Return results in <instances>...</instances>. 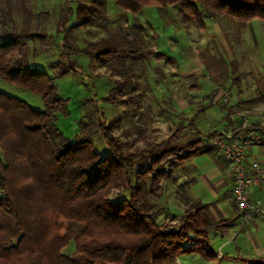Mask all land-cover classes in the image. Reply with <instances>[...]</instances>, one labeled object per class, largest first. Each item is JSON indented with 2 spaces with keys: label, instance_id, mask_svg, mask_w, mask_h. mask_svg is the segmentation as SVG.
Wrapping results in <instances>:
<instances>
[{
  "label": "trees",
  "instance_id": "1",
  "mask_svg": "<svg viewBox=\"0 0 264 264\" xmlns=\"http://www.w3.org/2000/svg\"><path fill=\"white\" fill-rule=\"evenodd\" d=\"M115 2L133 14L143 6L172 5L183 20H193L198 28L206 27L205 18H233L242 26L255 18L264 20V0ZM69 8L66 15L62 11L58 24V32L64 34V52L72 56L86 53L115 76L104 101L130 106L133 96L117 99L116 94L134 89L133 79L139 70L140 78L143 75L144 61L152 56L174 61L149 45V29L136 21L106 28L103 36L79 45L74 37L79 30L85 27L92 33L89 28L93 25L108 22L107 0L78 2L74 24H69L74 12ZM38 36L30 32L26 40L0 41V76L40 94L47 107L37 109L0 91V264H84L64 252L71 242L75 254L88 264L176 263L181 253L195 251L196 245L187 243L196 235L205 236L235 222L236 217L212 223L206 216L207 205L199 202L195 215L187 216L179 228L158 220L164 182L194 157L218 152L212 139L221 133L202 131L192 118V137L183 140L173 132L160 142L147 141L145 148L130 150L129 143L121 142L112 125L106 124L104 112L96 105L91 115L87 112L83 116L81 132L71 140L57 124V114L69 111L54 77L26 62L28 40ZM72 69L74 66L60 69L59 74L66 75ZM243 78L239 75L234 82ZM252 126L261 131L263 140L264 124ZM97 131L108 149L104 156L95 149ZM115 190H126L128 195L114 199ZM199 251L206 257L215 256L209 246H200Z\"/></svg>",
  "mask_w": 264,
  "mask_h": 264
},
{
  "label": "rangeland",
  "instance_id": "2",
  "mask_svg": "<svg viewBox=\"0 0 264 264\" xmlns=\"http://www.w3.org/2000/svg\"><path fill=\"white\" fill-rule=\"evenodd\" d=\"M90 1L0 0V41L16 42L19 39L26 40V35L30 32L39 34L38 38L28 40L29 53L26 62L32 67L45 69L50 76L54 77L58 94L67 100L69 112L57 114V124L60 129L71 140H75L81 132V119L87 112L91 115L96 105H98L104 112L106 124L112 125L115 135L119 137L121 142L129 143L130 150L145 148L147 141L160 142L173 132L183 140L192 137L195 131L191 124L192 118L179 117L177 115L175 118L172 117L171 120L172 114L171 111H168V109H172L170 108L171 106L166 100H159V103L158 99L152 96V93L146 89L142 79H140V70L137 71V77L133 79L134 89L127 88L123 92L116 94L117 99H130V96H133L135 98L133 104L128 106L126 104L119 105L116 102H106L103 97L109 95L114 85L112 79L115 76L103 67L97 59L90 58L86 53L82 52L72 56L64 52V34L63 32H58L62 11L66 15L70 9L69 6L73 7L74 12L70 16L69 24H74L78 21L76 13L78 2L89 3ZM151 9L150 11V9L145 7L142 12L133 14L119 8L115 0H107L106 19L108 22H99L93 25L92 28H89L92 33H88L85 27L82 28L74 36L75 42L81 46H86L89 42L88 39L96 40L100 35L103 36L106 28L113 29L121 25L126 26L127 23L135 21L139 23L151 21L160 28L159 31L162 34L160 45L164 48L168 47L169 34L176 35V32L169 24L165 23L157 11H154L153 8ZM175 15L182 24L196 27L193 20H183V15L179 13V10ZM214 19L210 18V23H213ZM216 19H221L226 24V33L230 36L237 49L236 52L239 55L241 67L246 71L242 74L245 82L235 85L232 90V102H235L236 94L239 93V86L242 85L245 89L243 98L253 97L258 102L255 105L252 103L240 104L241 112L251 118L261 120L259 116H256V108L264 111V104H259L261 102L259 100H264V20L255 18L245 24V26H242L233 18ZM145 26L151 32V35H149L152 37L153 30L148 24H145ZM188 34L191 35V32H188ZM151 37L149 41H151ZM140 64L142 63L140 62ZM162 64L165 65V63ZM69 66H74V69L66 75L59 74L60 69L68 68ZM247 71L252 72L251 77ZM245 85L250 87V91L246 89ZM256 87H259V89H256ZM0 91L23 99L37 109L45 110L47 108L40 94L10 83L1 76ZM162 97L165 98L166 94ZM212 110L215 111L216 106H213ZM85 121L88 122L89 117L85 118ZM255 124L259 125L260 123L256 122ZM250 127L259 131L252 125ZM259 134L262 137L261 131ZM94 136L95 149L104 156L108 153L104 139L99 131ZM177 169L173 173L172 179L164 182V194L158 202L159 207L162 208V213L158 218L159 223H165L171 228L181 227L187 216H193L197 212V202L191 199L187 191L189 180L187 177L179 175ZM127 195L128 192L126 190H115L112 193V198L117 199ZM213 231H210L205 236L196 235L192 241L187 243L196 245L194 250L199 253L197 254L198 257L206 258L205 261H208L206 264H218L221 262L216 258L213 261L199 251L200 246H208L207 241ZM191 235L194 236L195 234L191 233ZM74 251V242H71L64 249V252L70 254L73 258L88 264L87 259L75 254ZM187 253L189 252L181 253L178 257L182 264H201L197 259H188L187 255L189 254ZM164 264H178V260L176 263L166 262ZM224 264L246 263L225 262Z\"/></svg>",
  "mask_w": 264,
  "mask_h": 264
},
{
  "label": "crops",
  "instance_id": "3",
  "mask_svg": "<svg viewBox=\"0 0 264 264\" xmlns=\"http://www.w3.org/2000/svg\"><path fill=\"white\" fill-rule=\"evenodd\" d=\"M149 6H143L140 12L145 7L150 11L153 8L173 28L176 35L169 34L168 47L164 48L160 45V28L151 21L140 22L148 24L153 30L152 37L151 32H148L147 41L155 50L164 51L174 61L154 56L147 58L140 79L153 97L158 101L166 100L171 106L172 109H168L172 114L171 120L177 115L195 118V124L202 131L217 130L219 133L239 128L244 121L250 125L256 122L263 125L262 109L256 108V116L262 122L241 112L240 104L253 99L243 98L245 89L242 85L239 86L235 102H232L234 86L245 82L243 78L235 83L234 78L242 75L245 70L241 67L237 49L226 33L224 21L212 18L214 21L210 23V18H205L206 27H189L177 19V7ZM194 29L197 30V37H194ZM247 73L252 76L251 71ZM246 89L250 91L249 86ZM165 94L167 98L162 97ZM199 106L201 107L198 108ZM213 106H216L215 111L212 110ZM249 152L251 159L260 162L263 171L259 182L250 189L251 200L260 207L261 214L244 225L241 224L238 217L240 213L232 197L231 165L219 151L196 156L177 169L179 175L189 180L187 191L191 199L207 205L206 216L212 223L236 217L231 226L214 230L209 235L207 244L215 254L211 260H220L218 264L264 261V138L253 143ZM187 254L188 259H197L201 264L208 262L205 257H198L197 251ZM177 260L178 264H182L179 258Z\"/></svg>",
  "mask_w": 264,
  "mask_h": 264
},
{
  "label": "built area",
  "instance_id": "4",
  "mask_svg": "<svg viewBox=\"0 0 264 264\" xmlns=\"http://www.w3.org/2000/svg\"><path fill=\"white\" fill-rule=\"evenodd\" d=\"M261 139L260 134L244 121L239 128L228 129L215 136L212 142L231 165L232 197L244 225L261 214L260 207L251 200V186L259 182L262 167L251 159L249 147Z\"/></svg>",
  "mask_w": 264,
  "mask_h": 264
},
{
  "label": "water",
  "instance_id": "5",
  "mask_svg": "<svg viewBox=\"0 0 264 264\" xmlns=\"http://www.w3.org/2000/svg\"><path fill=\"white\" fill-rule=\"evenodd\" d=\"M194 35H195V37H197V30L196 29H194Z\"/></svg>",
  "mask_w": 264,
  "mask_h": 264
}]
</instances>
